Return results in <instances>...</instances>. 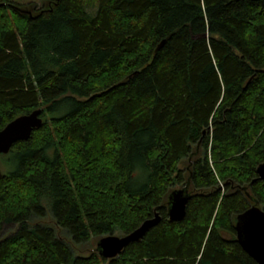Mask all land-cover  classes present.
Segmentation results:
<instances>
[{"label":"trees","instance_id":"trees-1","mask_svg":"<svg viewBox=\"0 0 264 264\" xmlns=\"http://www.w3.org/2000/svg\"><path fill=\"white\" fill-rule=\"evenodd\" d=\"M38 109L0 178V264H257L236 223L264 210V0H0V131Z\"/></svg>","mask_w":264,"mask_h":264},{"label":"water","instance_id":"water-1","mask_svg":"<svg viewBox=\"0 0 264 264\" xmlns=\"http://www.w3.org/2000/svg\"><path fill=\"white\" fill-rule=\"evenodd\" d=\"M261 1V0H252ZM44 120L42 110L20 116L0 131V155H7L18 142L28 141L32 133L42 128ZM258 178L264 181V163L257 169ZM2 171L0 167V178ZM191 196L188 186L176 189L169 196L168 216L172 222H180L186 216L187 205ZM161 222L158 213L152 219L146 220L137 230L126 236L110 235L98 242L100 254L107 259L116 258L127 245L138 242L146 233ZM237 241L242 249L252 257L257 264H264V210L258 205L251 206L237 217Z\"/></svg>","mask_w":264,"mask_h":264},{"label":"rangeland","instance_id":"rangeland-1","mask_svg":"<svg viewBox=\"0 0 264 264\" xmlns=\"http://www.w3.org/2000/svg\"><path fill=\"white\" fill-rule=\"evenodd\" d=\"M15 2L17 3H22L23 5L29 7V5H33V6H37L38 8H41L45 5V3L47 2V0H14ZM7 158L8 156L7 155H0V167H1V171H2V174H5L9 171V167L7 166L6 164V161H7ZM183 186H180L179 188L177 189H182ZM41 221V220H40ZM42 223H51L52 222V219L51 217L48 215L45 219H43L41 221ZM15 228H13L12 226H7L4 230V233H5V236L4 237H7V236H10L11 234H13ZM115 236H118V237H122L121 235L119 234H116ZM103 238V237H102ZM102 238H97V239H93L88 245L84 246L83 247V250H84V253L86 255H90L92 254L93 252H96V250L98 249L97 245H98V242L100 241V239Z\"/></svg>","mask_w":264,"mask_h":264}]
</instances>
